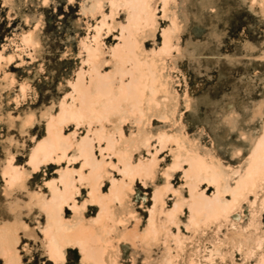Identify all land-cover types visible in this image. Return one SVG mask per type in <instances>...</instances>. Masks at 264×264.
<instances>
[{
    "label": "rangeland",
    "instance_id": "obj_1",
    "mask_svg": "<svg viewBox=\"0 0 264 264\" xmlns=\"http://www.w3.org/2000/svg\"><path fill=\"white\" fill-rule=\"evenodd\" d=\"M118 2L114 8L112 0H0V52L11 57L0 60V231L15 230L17 255L12 262L0 253V264H55L44 246L43 205L53 201L55 187L63 189L60 178L67 169L77 179L84 177L64 206V218L72 221L80 214L98 229V238L117 251L118 264H164L166 257L173 264H261L262 251L247 256L246 246L239 250L229 233L236 223L238 230L245 227L255 238L264 237V187L258 186L255 205L249 203L255 193L248 191L228 214L205 211L196 224L193 207L204 208L196 203L187 180L191 165L183 162L175 170L173 166L178 148L174 137L181 134L234 187L262 139L264 0H168L166 9L164 0H150L157 29L144 39L145 50L149 59L164 61L161 72L173 80L175 120L155 117L145 145L137 137L139 112L129 107V116L118 128L96 105L90 119L63 125L72 142L65 155L38 169L29 163L37 143L49 134L50 123L58 121L63 103H83L88 110L95 99L102 102V95L116 101L119 94L128 95L136 83L134 54L125 46L123 30L130 7L125 0ZM151 29L152 24L146 30ZM31 31L38 47L18 49L22 36ZM131 39L139 43L134 36ZM87 47L102 50L98 59H90ZM99 74L112 77L105 83ZM78 81L91 88L89 99L76 91ZM254 106L263 110L257 117ZM28 117L33 120L27 125ZM83 139L92 140L96 159L107 163L108 176L100 192L111 208L102 218L99 195L88 179L93 167L78 150ZM109 140L132 152L131 162L139 167L134 176L124 170ZM9 162L28 174L24 185L9 186L3 174ZM196 190L213 200L218 185L199 183ZM221 197L234 200L229 191ZM176 205L179 222L173 223L168 212ZM150 230L155 238L146 247L142 235ZM215 245L221 246L224 258L217 255L209 261L207 250ZM83 255L70 247L65 264H82Z\"/></svg>",
    "mask_w": 264,
    "mask_h": 264
},
{
    "label": "bare ground",
    "instance_id": "obj_2",
    "mask_svg": "<svg viewBox=\"0 0 264 264\" xmlns=\"http://www.w3.org/2000/svg\"><path fill=\"white\" fill-rule=\"evenodd\" d=\"M125 1L130 7L129 24L123 29L127 31L125 46L134 54V82L136 81V83L133 84V88L128 95L124 96L122 93L119 94L117 101L102 95V102L99 103L95 99V106L88 110L83 103L80 106H67L63 103L61 105V112L57 118L58 121L50 123L49 134L37 143L31 154L29 163H31L33 169H38L42 163L57 159L61 154L65 155L67 153L72 147V142L70 137L63 132V125L70 120L80 121L90 119V116L95 115L97 112L96 105L102 107L103 115L108 120L112 121L115 127L118 128L122 126L123 121L129 116V107L139 112L141 118L137 137L139 141L143 142L145 145L149 144V140L154 131L151 126V121L155 117L175 120L178 100L173 80L171 77L166 76L167 74L163 75L161 72V70L164 69L163 67H165L164 61H161L158 57L149 59L145 50L144 39L146 40L147 36H154L155 30L157 29V21L149 11L150 0ZM167 3L168 0H164L165 9ZM112 4L115 8L119 5V2L118 0H112ZM114 22L115 20L113 21L115 25ZM150 24H152V29L147 31L146 29ZM132 36H134L137 41L139 40V43L131 39ZM21 41V45L23 46L18 45V49L21 50L32 47V45H36L37 47L39 45V40L34 31H31L28 35L24 34ZM170 47V45H166L165 49L169 50ZM87 52L90 59L95 60L98 59L102 50L100 48L95 49L93 47H87ZM116 53V58H118V60H123V57H120ZM5 57L11 60V57L9 58L8 55H4L0 52V60ZM121 72L122 74L127 72L125 67L122 68ZM111 77L112 76L99 74V78L105 83ZM7 78L8 76L6 75L2 79L7 81ZM74 87L85 99L91 97V88L86 86L84 81H78ZM108 100L114 102V104L118 103V105L112 107L108 105ZM262 112L263 110L261 108H256L253 114L257 117L262 114ZM227 119L231 118L228 117ZM233 119L235 120L236 118ZM32 120V118H26L25 124H31ZM232 121L233 120H230V122ZM174 140L178 148L174 151L176 160L173 169L175 170L180 167L183 162L185 164L190 163V170L186 172L187 180L194 190L196 203L201 204L204 208L202 209L198 206L193 207L191 218L194 223H199L200 220L198 216L205 211L215 216H218L220 213L228 214L230 208L240 203L241 198H244L248 191H253L255 193V199L249 201V203L251 206L256 204L259 194L257 188L258 186L264 187V135L256 144L252 157L245 162L238 173L237 183L234 187L230 186L229 183L223 179L221 172L209 165L198 154L194 146L181 134L174 137ZM108 146L114 149V152L117 154L119 161L123 163L124 170L127 173L134 176V174L139 171V167L134 166L131 162L132 152H125L124 145L109 140ZM78 150L80 151V155L86 159V162L93 167L88 179L92 182V190L99 195V202L101 203L102 209L100 218H102L111 208L107 196L102 195L100 192L102 181L108 176L107 163L104 159L100 161L96 159L92 140L83 139L78 145ZM3 174L7 178L10 187L15 184L24 185L25 178L28 175H25L24 170L17 168L16 165H13L11 162L6 166ZM83 177L82 175L77 179L72 169L65 170L60 178L63 189L55 187V197L53 201L43 205L46 216V224L43 229L46 240L44 246L47 255L55 264H65L67 261L68 248L77 247L84 254L82 257V264H118L116 260L117 251L107 247L104 242L98 238V229L87 224L80 214L76 215L72 221L66 220L63 216L64 206L69 203V200L73 197L78 187L77 183L81 181ZM191 178L193 179L192 181L190 180ZM199 183L218 185V193L213 200L204 193H200L196 190ZM225 191H229L233 195L234 200L229 201L221 197V193ZM262 203H264V200ZM73 206L74 208H78L76 204ZM178 212V205H176V209L168 212L170 222H179ZM201 219L205 221L203 217H201ZM154 233V230H150L142 235V241L146 247H150L151 239L155 238ZM229 236L231 241L233 239L236 240L239 245V250L242 251V246H246L247 256L254 255L257 250L262 251L263 255L261 256L260 262L264 264V237H260L259 239L255 238L252 232L245 230V227L243 231H240L236 223H233ZM15 243V230L11 228L4 232L0 231V253L6 260H11L12 262L17 260V255L14 251ZM207 251L208 254L206 259L209 261H214L217 255H221L222 258H224L220 245H215L214 248ZM164 264H173V261L166 257L164 259ZM192 264H194V262H192Z\"/></svg>",
    "mask_w": 264,
    "mask_h": 264
}]
</instances>
